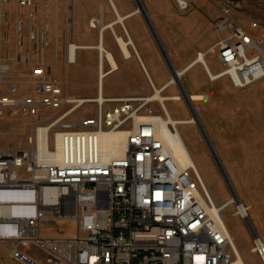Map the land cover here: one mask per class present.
Listing matches in <instances>:
<instances>
[{"label": "built area", "instance_id": "built-area-1", "mask_svg": "<svg viewBox=\"0 0 264 264\" xmlns=\"http://www.w3.org/2000/svg\"><path fill=\"white\" fill-rule=\"evenodd\" d=\"M15 1L29 9L46 0ZM179 12L191 10V0H174ZM234 1H226L213 29L220 37L213 45L221 68L212 77L198 51L183 69L188 72L201 62L211 79L229 78L238 88L264 79V29L257 35L236 21ZM8 19V13L0 10ZM100 19L92 18L97 25ZM251 26L260 28L258 21ZM18 31L23 23H16ZM227 32V33H225ZM224 33V34H223ZM29 46L19 42L11 54L0 53V116L10 110L33 120L28 146L0 147V245L15 264H227L237 252L230 231L223 221L226 205L216 203L195 166H180L174 158L163 130L154 127L160 117L148 94L88 96L94 112L75 116L78 95L68 92V81L49 68L46 53L47 29L33 26L28 33ZM72 43L69 44V46ZM132 54L136 49L130 46ZM104 68L112 71L105 59ZM28 78L19 71L28 70ZM178 69H175L177 71ZM172 75L164 84L177 87ZM152 90L155 85L152 83ZM101 94V84L98 85ZM140 119H148L143 133H136ZM106 121H117L119 130H127L126 145L116 164H102L89 147L93 131L106 128ZM46 132H43V131ZM59 130L85 134L89 157L74 152V143L63 147ZM108 130V129H107ZM237 214L252 234V251L264 264V238L253 229L250 207ZM57 216L72 218L75 230L70 234H49L43 225ZM252 222V224H251ZM39 248L43 257L30 252ZM0 264H4L0 258Z\"/></svg>", "mask_w": 264, "mask_h": 264}, {"label": "rangeland", "instance_id": "rangeland-1", "mask_svg": "<svg viewBox=\"0 0 264 264\" xmlns=\"http://www.w3.org/2000/svg\"><path fill=\"white\" fill-rule=\"evenodd\" d=\"M208 1L210 3L206 2V4H199L201 1L195 4L192 1L193 6L190 10L192 17L187 19V23L190 26L187 38H193L194 40L195 38L201 37L204 38V43H206L220 37V33L213 29V25L212 29H210V23L211 21L213 23L214 19L217 18L220 8L226 1H234L237 4V6L232 8L231 12L232 17L236 21H240L247 29L257 35L261 34L262 29H264V0ZM4 4L5 3L0 4V10H2L1 8H3ZM6 11L8 13V19H5L0 14V53L10 52L8 54H11L16 50L18 43L15 45L14 40H8L7 38H17L21 36L20 38H22L21 40L23 42L21 47H23L25 43V38L28 41L27 46H29L28 33L32 27H24L21 31H18L16 23L21 21V19L14 21L12 26L11 21L15 15L22 12L24 13L25 7L18 9L11 3L6 6ZM253 21H258L260 28L252 27L251 23ZM122 29L124 31V28ZM150 34L157 48L165 54L167 65L173 72L175 68L164 49L161 37L159 36L160 38H158L160 39L159 44L153 37L151 31ZM48 40L50 43L46 53L47 64L54 74L66 79L68 67L77 64V62L68 61L69 44L73 42L87 44L89 42H86L84 38H48ZM11 49H13L12 52L10 51ZM59 52L62 54L64 60L62 64L60 63L62 72H59L57 69ZM114 52L118 56V50L116 48ZM78 54H83L89 63H97L99 60V50L97 48H78L77 56ZM133 60L134 59H131L129 61L131 62ZM206 60L215 73L222 66L218 60L217 53L211 50ZM151 62L152 68L154 69H151L153 74L154 72L160 75L167 74V67H164L160 63L154 52L151 53ZM176 62L180 63V60H176ZM126 70L134 74L132 79L136 85H134V87L143 90L121 92V86L123 87V84L119 81L121 77L117 74L120 70L117 69L105 77L107 84L105 93L124 96L150 94L153 92L149 83L143 81L138 76V68L131 65V67ZM19 72L22 73L23 78H28L29 69ZM90 73V70L87 69L86 75L90 76ZM182 79V87L187 92L188 90L191 92H201L206 96L203 99L195 100V104L192 103V106L196 114L198 113L202 124H204L210 133L222 160L233 178L239 195L246 203H248L246 195L252 198L254 195L257 198L255 206L250 208V216L255 227L264 230V197L263 193L259 195L255 190L259 181L264 191V79L247 87L238 88L229 78L211 79L207 71H203L202 64H196L190 71L182 75ZM82 81L83 83L87 82V78L82 79ZM177 85V87L170 86L164 90V93H180L181 86L179 84ZM88 87L90 88L91 86L89 85ZM6 91V83H0V93ZM68 92L78 96H95L97 95V87L95 86L92 91H78L75 89V86L71 84L70 86L68 85ZM89 92L91 94H89ZM166 103L175 118L185 119L193 114L191 107L187 104L185 99H168ZM85 104V106L83 105L75 111V116L83 115L86 112H94L95 106L93 103ZM154 105L161 114L165 115V110L159 103L155 102ZM32 125V119L25 118L17 111L10 112V110H8L5 115L0 116V147L9 145L28 146V135ZM178 127L202 177L212 189L217 201L223 203L231 195L230 187L221 174L201 134L199 125L197 126L192 122H182L179 123ZM237 177H240L241 182ZM236 207L235 204H231L224 210L226 223L232 230L230 231L234 235L247 264H263L261 258L250 250L253 242L252 234L247 224L242 219H239L240 217L237 214ZM43 228L47 233L53 235L60 233L70 234L75 230V221L72 218H68L67 220L50 219L45 222ZM10 245V242H4L0 245V258L4 264L16 263L5 249ZM30 252L41 257L44 255V253L35 246H31Z\"/></svg>", "mask_w": 264, "mask_h": 264}, {"label": "crops", "instance_id": "crops-1", "mask_svg": "<svg viewBox=\"0 0 264 264\" xmlns=\"http://www.w3.org/2000/svg\"><path fill=\"white\" fill-rule=\"evenodd\" d=\"M192 1L195 4H198L200 1L201 2L199 4H206V2L210 3L208 0ZM11 3L16 6V8L21 9L17 6L15 1L5 3L1 9L6 11V6ZM139 3L142 5L141 11L138 10ZM28 13L29 9L25 7L24 13L22 12L16 14L11 21L12 26L14 21L21 19L23 28L33 26L46 28L47 38H84L85 41L89 43H96L99 41V38H104L107 47L111 48L113 52L116 48L118 50V56L115 52L114 54L119 63L117 69L120 70L117 75L121 77L119 81L123 84V87L121 86V92L129 90H143L138 87H134L135 83L132 80L134 74L126 70L129 69L131 65L138 68V76L143 81L148 82L151 88L152 83L155 86H163L173 75L172 70L167 65L164 54L157 48L151 37V29L146 16L150 18L153 26L157 29L164 49L175 69H181L188 65L196 58L197 52L200 50L209 53L210 48L219 39L218 37L204 43V38L201 37L195 38L194 40L193 38H187L188 30L190 29L187 19L192 17L191 11L186 14L179 12L174 0H46L39 2L35 7V18L33 20L30 19ZM219 15L220 12L217 17ZM94 17L100 19V22L97 25L91 24V20ZM121 17H123V19H121ZM238 22L241 23L240 21ZM210 24V29H212V21ZM122 28H124V31ZM119 36L134 39L135 46L140 54V59L138 56H132L131 58H126L124 56L121 47H119V41L116 39L119 38ZM18 37L7 39L12 41L14 40V44L16 45V43L19 44V42L22 41V38H20L21 36ZM24 42L23 47L27 46L28 41L26 38ZM10 51L12 52L13 49ZM153 52L158 57L160 63L164 67H167L168 70L166 75H160L157 72H154L153 74L151 72V69H153L151 64V53ZM58 55L57 69L59 72H62L60 63L62 64L64 60L60 52ZM131 59L134 60L130 62L129 60ZM176 60H180V63H177ZM76 62V65L68 67L66 71L68 85L70 86L73 84L75 89L78 91H92L96 86L98 91V62L89 63L83 54H78ZM196 64L202 63L197 62ZM87 69L91 72L90 76L86 75ZM203 71H206L204 66ZM85 78H87V82L83 83L82 79ZM89 85L91 86L90 88L88 87ZM106 85V79H104V90L106 89ZM89 94L91 93L89 92ZM237 178L241 182L240 177ZM255 190L256 193H259V195H261L260 193H263L264 197L261 182L258 181V186ZM246 198L248 203H246L241 197V199L250 208L254 207L257 202V198L254 195L253 198L246 195ZM256 229L264 238V230H260L259 228ZM250 250L252 251V245Z\"/></svg>", "mask_w": 264, "mask_h": 264}, {"label": "bare ground", "instance_id": "bare-ground-1", "mask_svg": "<svg viewBox=\"0 0 264 264\" xmlns=\"http://www.w3.org/2000/svg\"><path fill=\"white\" fill-rule=\"evenodd\" d=\"M123 19V17H121ZM122 21V20H121ZM103 37V33H102ZM119 41V44L122 50L123 54L130 55L132 54V50L130 48L131 45H133L136 49L137 56L140 59V54L138 52V49L135 46V42L133 38H123L122 36H119V38H116ZM157 42L160 44V39L156 38ZM78 48H97L99 50V60H98V70H99V83L101 84V94L91 96L95 98H99L100 100L104 97V87H103V80L105 77L116 70L118 68V61L113 53V51L107 47L104 38H99V41L96 43H77L73 42L69 46V53H68V61L69 62H76L77 60V49ZM211 51H213V46L210 48ZM142 57V56H141ZM207 66L208 70L211 73L212 77H216V73L213 71L211 66L209 65L208 61L206 60L205 56H201ZM105 59H107L111 65H112V71L109 73V71H106L104 68V62ZM193 61V60H192ZM196 64V63H195ZM207 71V70H206ZM184 69H178L175 71L173 69V81L176 82L181 86V92L180 93H174V94H166L164 93V90H166L168 87L166 85H163L161 87L155 86V89H153V92L148 94L152 100H158L161 103L162 108L165 110V115L160 113V117H154V127H157V130H163V133L167 136V139L170 143V150L176 159L177 163L180 166H195L196 170L198 171L199 175L201 176V179L205 185V187L208 189L209 194L211 195L213 201H214V210L218 211L220 206L216 203V199L211 193L210 186L206 183L204 178L202 177L194 158L187 146V143L178 127L179 123L182 122H192L195 123L197 126L199 125L201 134L221 172L223 175L225 181L230 187V197L224 201L223 203H220L221 207L226 205V208L230 206L231 204H235L237 208L240 211H244L245 207L244 205H247L243 202L241 199V196L238 193V190L234 184L233 178L226 167V164L222 160L217 147L215 143L212 140V137L204 124H202V121L200 120L198 113L196 114L194 107L192 106V103L195 104V100H200L205 98L206 96L201 92H191L188 90V92L182 87L181 81L182 75L184 74ZM208 73V71H207ZM123 96V95H119ZM168 99H175V100H184L189 104L191 107V110L193 111V114L185 119L181 118H175L166 101ZM78 101L80 104L88 103V96H78ZM143 126H148V119H140V126H136V133H143ZM108 129V130H107ZM43 132H46L45 130ZM126 138H127V130H119L118 128V122L117 121H106V128H100V131H93V138L92 140H89V147L93 148L95 150V153L98 154V158L101 159L102 164H116V157L114 156H121V149L125 148L126 145ZM58 139L63 141V147H70V142L74 143V152H79L82 157H89V148L88 143L85 140V134H76V133H69L66 132V130H59L58 132ZM225 208V209H226ZM223 221L228 227L226 223V219L224 217ZM57 219L59 220H67V217L64 216H57ZM252 224V222H251ZM253 225V224H252ZM253 225V229H254ZM229 229V227H228ZM230 231V229H229ZM230 236L232 238L233 246L237 252V258L233 263H227V264H247L237 242L234 237V235L230 231Z\"/></svg>", "mask_w": 264, "mask_h": 264}, {"label": "water", "instance_id": "water-1", "mask_svg": "<svg viewBox=\"0 0 264 264\" xmlns=\"http://www.w3.org/2000/svg\"><path fill=\"white\" fill-rule=\"evenodd\" d=\"M138 10L139 11H141L142 10V5H141V3H139V8H138ZM146 19H147V22H148V24H149V26H150V29H151V31H152V33H153V35H154V38L156 39V38H160L159 37V35H158V33H157V31H156V29H155V27L153 26V24H152V22H151V20H150V18L148 17V16H146ZM157 40V39H156ZM164 54V53H163ZM164 57H165V54H164ZM166 58V57H165Z\"/></svg>", "mask_w": 264, "mask_h": 264}]
</instances>
